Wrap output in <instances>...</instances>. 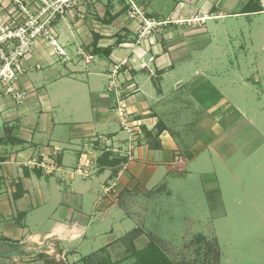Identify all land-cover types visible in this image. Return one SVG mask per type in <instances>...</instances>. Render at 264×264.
I'll list each match as a JSON object with an SVG mask.
<instances>
[{"label":"rangeland","instance_id":"obj_1","mask_svg":"<svg viewBox=\"0 0 264 264\" xmlns=\"http://www.w3.org/2000/svg\"><path fill=\"white\" fill-rule=\"evenodd\" d=\"M25 1L32 12L42 6L39 0ZM120 1L77 0L71 7H65L51 23L56 43L67 51L80 45L78 56L83 59L92 48L95 49L96 35L99 36L96 45L104 46L109 40L114 43L118 34L122 35L121 44H136L138 40L147 38L141 37L137 28L128 27L119 19L115 24L111 11L123 3ZM242 1L232 0L231 10L235 13H224L223 17L206 15L209 17L204 18L202 15L199 20L179 21L184 29L196 27L205 29V32L195 39L198 49L190 61L191 65L174 66L162 85L165 95L193 96L191 99L183 98L176 108L170 105L168 109L172 110L166 114L181 129L180 136L175 132L172 134L183 144V157L190 162L197 157L195 162L187 164L189 172L171 171L156 184H147L145 193L137 192L126 198L124 209L127 207L128 210L121 219L126 218L122 226L129 230L97 253L98 260H104L105 264H133L134 259L129 254L134 249L143 248L150 240L174 264H264V10L241 13ZM176 2L154 0L148 10L156 19L165 18ZM0 6L2 11L9 10L11 15L14 14L10 20L0 19V27L24 20L23 13L12 0H0ZM202 11L204 6L200 7ZM125 17L124 13L120 18L125 20ZM126 19L133 24L128 17ZM69 25L71 29L80 27V31L76 30L77 35L75 31L73 35L69 32ZM102 37L105 40L100 41ZM36 40L46 42L43 38ZM61 56L53 54L56 59L53 64L41 63L40 68L28 71V75L46 72L53 77L59 71L62 73L67 68L60 62ZM146 64L140 55L122 58L113 67L110 74L114 75L109 81L95 77L98 85H93V79L87 83L77 79V82H67L63 78L58 84L63 88L59 93L64 99L59 106L55 105L53 118L61 119L65 134L69 129L85 127L90 121L79 122V118L85 117L75 112L71 98L77 101L80 95H86L93 117L95 114L117 117L123 135L118 142L99 137L102 146L115 148L118 153L134 154L146 140L153 142V138L146 136L133 113L121 102L125 100L124 93L131 89L122 86L125 81L120 82L125 76L120 79L118 76L132 68L147 69L149 75L155 76ZM182 73L185 74L183 79ZM78 74L84 79L87 77L86 72ZM147 84L153 88L151 81ZM52 90L55 93L54 84ZM113 93L120 102L114 101L112 111L100 101L105 96L111 98ZM223 96L235 105L233 110L225 111L221 101ZM118 103L124 104L134 134L121 125L116 110ZM207 104H216L217 114H222L216 122L206 124ZM78 108L84 107L80 104ZM95 140L90 139L88 143ZM67 150L64 149L65 152ZM114 189L113 193L117 191V185ZM114 199L119 201L118 196ZM103 223L107 227L113 221ZM115 234L119 236L121 233ZM104 240L98 243L103 244ZM84 245L80 249L86 252L88 248L83 250Z\"/></svg>","mask_w":264,"mask_h":264},{"label":"crops","instance_id":"obj_2","mask_svg":"<svg viewBox=\"0 0 264 264\" xmlns=\"http://www.w3.org/2000/svg\"><path fill=\"white\" fill-rule=\"evenodd\" d=\"M152 1L142 0L145 15L162 24L147 38L138 40L136 44L111 43L107 39V45L97 43L99 49L92 48L83 59L78 56L80 45L67 51L58 44L65 53V57H59L60 62L67 69L55 73L53 77L46 72L28 75V71L40 68L41 63L50 65L56 61L52 57L56 54L55 48L47 41L36 40L31 52L22 59L25 71L16 83L26 93L24 100L17 104L8 95H0V264H83L84 257L104 246L109 247L108 244L116 242L128 232L129 228L122 226L126 218L121 219V215L128 210L127 207L124 209V203L130 194L145 193L147 184H156L171 171L189 172L187 164L195 162L197 156L191 162L183 157V144L180 138L172 134L175 132L180 136L181 129L166 114L172 110L168 109L170 105L176 108L183 98L191 99L193 96L165 95L162 82L174 70V66L184 63L191 65L190 61L198 49L195 39L205 32V29L196 27L184 29L183 24H179L180 20H199L202 15L204 18L223 17L224 13L235 11L231 10L232 0H177L168 16L156 19L148 10ZM247 2L242 1V8ZM123 5L121 2L112 8L111 15L118 14L113 21L116 24L119 19L124 25L133 27L134 23L127 17L125 20L124 17L120 18L125 13ZM252 5L251 10L258 7L264 10V0H257ZM202 6L204 11L200 12ZM2 9L0 6V19L10 20L14 16L9 10L4 12ZM241 13L255 12H243L242 9ZM69 27L72 35L73 31L76 35L80 31V27ZM107 46L111 47L108 55L101 50ZM135 55H140L142 62H147L146 66L156 75H149L147 69L140 68L120 72L119 79L125 76L120 81H125L122 86L131 89L124 93L125 100L122 102L142 129L152 133L153 142L146 140L145 145L135 150L131 159L126 158V161L113 167L105 166L99 163L104 152L125 157L110 146H102L99 140V137H105L118 142L122 138L117 117L109 114H95L93 117L86 95H80L77 101L71 98V103L76 107L75 112L85 117L79 118V122L86 119L90 122L85 127L69 129L65 134L61 119L53 118L55 105L59 106L64 99L59 93L63 88L58 81L66 78L67 82H77V79L88 83L93 79V85L97 78L109 81L114 75L110 73L114 71L115 64L122 58H133ZM81 72L87 73L85 79L78 74ZM184 75L182 73V79ZM148 81L152 82L153 88H149ZM53 84L55 93L51 91ZM116 96L113 93L111 98L102 97L100 102L110 109L117 101ZM221 101L226 112L233 110L235 105L230 104L224 96ZM80 104L84 108H78ZM217 110L216 104H207L206 124L216 122L222 115L217 114ZM93 138L97 141L88 143ZM65 148L69 150L65 152ZM52 151L56 153L55 160L60 170L45 174L40 168L27 165L31 159L40 160L41 154ZM80 158L89 163V175L86 177L73 172ZM116 185L117 191L113 193ZM117 196L119 201L114 199ZM107 220L113 221V224L105 227L103 222ZM114 228L115 233H121L119 236L113 232ZM101 239H105L103 244L98 243ZM83 244V250L88 248L86 252L80 249Z\"/></svg>","mask_w":264,"mask_h":264},{"label":"built area","instance_id":"obj_3","mask_svg":"<svg viewBox=\"0 0 264 264\" xmlns=\"http://www.w3.org/2000/svg\"><path fill=\"white\" fill-rule=\"evenodd\" d=\"M17 8L23 13L24 20L20 23H12L0 27V95H8L17 104L22 103L25 98V91L18 88L16 83L21 74L25 71L22 59L31 52V49L38 38L45 39L55 48L58 55L64 56L63 49L56 43L52 21L61 14L65 7H71L77 0H39L42 6L36 12L28 8L25 0H12ZM25 1V2H24ZM126 16L134 23L139 35L149 36L154 29H157L162 22H155L145 15L142 0H123ZM37 67H39L37 65ZM116 102H120L118 99ZM122 102V101H121ZM119 104V103H118ZM121 125L126 131L132 132L128 112L121 103L116 107ZM139 132V128L137 127ZM113 151L118 152L115 148ZM54 154V158L51 155ZM127 159L132 155L122 153ZM40 168L45 174L54 173L61 167L55 160V151L50 154H41V159H31L27 165ZM88 161L79 159L74 173L86 177L89 175Z\"/></svg>","mask_w":264,"mask_h":264},{"label":"trees","instance_id":"obj_4","mask_svg":"<svg viewBox=\"0 0 264 264\" xmlns=\"http://www.w3.org/2000/svg\"><path fill=\"white\" fill-rule=\"evenodd\" d=\"M254 0H248L246 5L243 7V12H256L263 10L261 7H258V9L251 10L252 8V3ZM123 11H125V6H123ZM122 12V11H121ZM116 15L112 16L114 18ZM99 36L96 35V39L93 42L95 50L99 49L96 47V41ZM122 42V35L118 34L117 39L115 43ZM104 51L106 55L110 53L111 47L107 46L101 49ZM145 131L146 136L151 137L152 133L150 131ZM104 152L99 159V163L103 164L105 166H111L113 167L116 164H119L122 161H126V157H117V156H112L111 152ZM108 158H110L108 160ZM114 172H116V169H114ZM103 249L101 248L98 252L102 251ZM90 254L82 259L83 264H105L104 260H98L97 253ZM130 257L134 259L133 264H174L165 254L164 252L159 248V246L153 242L149 241V243L144 246L141 249H134L132 252L129 254ZM123 260V259H121Z\"/></svg>","mask_w":264,"mask_h":264}]
</instances>
